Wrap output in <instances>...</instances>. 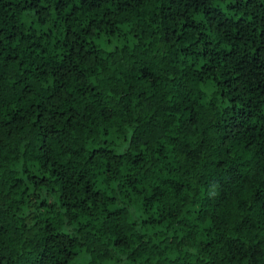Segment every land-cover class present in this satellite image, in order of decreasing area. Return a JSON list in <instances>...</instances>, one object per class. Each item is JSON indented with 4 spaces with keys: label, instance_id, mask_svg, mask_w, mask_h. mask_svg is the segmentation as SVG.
<instances>
[{
    "label": "clouds",
    "instance_id": "clouds-1",
    "mask_svg": "<svg viewBox=\"0 0 264 264\" xmlns=\"http://www.w3.org/2000/svg\"><path fill=\"white\" fill-rule=\"evenodd\" d=\"M0 264H264V0H0Z\"/></svg>",
    "mask_w": 264,
    "mask_h": 264
},
{
    "label": "trees",
    "instance_id": "trees-1",
    "mask_svg": "<svg viewBox=\"0 0 264 264\" xmlns=\"http://www.w3.org/2000/svg\"><path fill=\"white\" fill-rule=\"evenodd\" d=\"M22 11H25L24 9H22ZM205 14L207 15V10L205 11Z\"/></svg>",
    "mask_w": 264,
    "mask_h": 264
}]
</instances>
